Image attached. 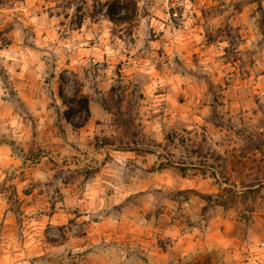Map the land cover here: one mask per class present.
<instances>
[{
  "label": "rangeland",
  "instance_id": "obj_1",
  "mask_svg": "<svg viewBox=\"0 0 264 264\" xmlns=\"http://www.w3.org/2000/svg\"><path fill=\"white\" fill-rule=\"evenodd\" d=\"M108 2H0V264H264V0Z\"/></svg>",
  "mask_w": 264,
  "mask_h": 264
},
{
  "label": "trees",
  "instance_id": "obj_2",
  "mask_svg": "<svg viewBox=\"0 0 264 264\" xmlns=\"http://www.w3.org/2000/svg\"><path fill=\"white\" fill-rule=\"evenodd\" d=\"M1 2V0H0ZM138 11L136 0H109L107 5V15L111 20H128L134 16ZM122 12H126L122 14ZM78 103L89 112V97L81 94L78 96Z\"/></svg>",
  "mask_w": 264,
  "mask_h": 264
},
{
  "label": "crops",
  "instance_id": "obj_3",
  "mask_svg": "<svg viewBox=\"0 0 264 264\" xmlns=\"http://www.w3.org/2000/svg\"><path fill=\"white\" fill-rule=\"evenodd\" d=\"M115 152H119V151L116 150ZM122 153H126V152H122ZM117 156H118L119 158L122 157L121 155H117Z\"/></svg>",
  "mask_w": 264,
  "mask_h": 264
}]
</instances>
